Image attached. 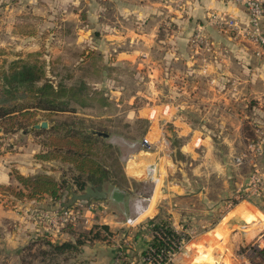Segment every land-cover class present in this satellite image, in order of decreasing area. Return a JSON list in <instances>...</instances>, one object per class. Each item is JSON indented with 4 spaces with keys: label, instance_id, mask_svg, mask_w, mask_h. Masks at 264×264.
Masks as SVG:
<instances>
[{
    "label": "crops",
    "instance_id": "crops-1",
    "mask_svg": "<svg viewBox=\"0 0 264 264\" xmlns=\"http://www.w3.org/2000/svg\"><path fill=\"white\" fill-rule=\"evenodd\" d=\"M90 6L95 9H89L96 10L97 29L90 27L91 32H84L90 38L97 32L99 40L116 45L104 56H114L117 61L129 59L141 66L137 61L139 55H154L156 48L161 62L156 71L161 74V86L156 84V89L175 88L173 78L180 74L195 76L192 81L176 84L181 92L178 112H169V106L156 104L149 110L150 101L146 109H139L136 104L132 112L136 118L150 121L147 136L152 138V144L149 157L144 158L148 165L144 178H136L151 186L142 199L144 212L136 215L137 200L130 209L133 222L127 221L126 213L123 220L117 217L116 210H105L102 216L91 209L87 212L93 215L88 220L91 223L83 228L91 231L94 224L103 225L115 233V238L122 237L118 232L124 236L129 233L133 242L130 252L137 260L151 240L150 234L139 226L153 219L166 220L179 234L190 232L194 245L216 247L221 242L219 236L223 239L225 233L244 226L263 240L261 205L247 202L226 206L257 168L264 172V158L256 157L253 146L264 140V51L246 40L245 8L224 0H95ZM161 19L166 20L163 22L168 27L170 21L174 23L173 29L164 31ZM231 21L234 26L228 27L226 24ZM194 31L209 36L212 47L201 52L190 50L188 40ZM122 41L131 42L129 48L119 44L117 48L114 42ZM159 94L158 99L166 100L163 91L156 92ZM134 98L137 100L138 95L130 97L129 102L134 103ZM163 119L175 121L173 136L183 138L179 146L171 144L169 130L158 126L157 121ZM27 146H13L12 152H2L0 185L13 184V170L24 176L41 173L36 159L40 150L33 152L28 162L24 158L28 155ZM175 151L181 156L179 162L173 159ZM237 158H242L241 164ZM51 201H26L22 211L0 204V264L38 263L35 251L48 246L45 239L56 245L76 242L75 231L68 233L58 226L48 228L26 219V210L54 211L52 206L56 204ZM114 246L104 242L85 244L72 255L70 264H114ZM88 248L92 250L87 256ZM189 250L187 247L177 255L173 264L179 263V256Z\"/></svg>",
    "mask_w": 264,
    "mask_h": 264
},
{
    "label": "rangeland",
    "instance_id": "rangeland-1",
    "mask_svg": "<svg viewBox=\"0 0 264 264\" xmlns=\"http://www.w3.org/2000/svg\"><path fill=\"white\" fill-rule=\"evenodd\" d=\"M93 2L95 0H0V96H2L1 91L4 87L3 76L9 73L14 62L22 61L40 65L45 79L54 86L64 85L67 88L81 86L82 89L78 96L85 103L81 106L71 102L65 111L53 112L37 108L39 99L36 97L27 95L22 99L19 95L15 96L12 104L17 102L28 108L22 109L24 111L18 110L0 121V155L12 152L10 149L13 146L20 148L28 144L26 148L28 155L24 158L28 162L31 161V154L41 150L39 139L35 134L36 131L42 129H35L34 126L44 121L49 126L43 130L60 126V124H68L71 125L69 129H73L78 134L77 138L80 141L87 142L89 139L90 145H86L90 147L91 157L96 163L94 168H99L98 174L102 182L94 183L87 179V175L81 177V174L70 164H63L59 160L42 161L36 158L41 164L38 167V171L41 172L39 174L46 173L67 186L61 191V200L51 201V204L53 202L56 204L52 206L56 208L54 211L30 209L26 210L25 217L38 225L43 224L48 228L58 226L61 229L70 224L52 222V214L74 208L81 212V218L71 224L72 230L76 232V239H74L76 242L84 241L87 245L92 242L94 244L104 242L106 245L113 243L116 249L118 242L130 241L129 233L124 236L123 232H118V235L122 234V237L115 238V233L108 230L107 233L104 231L101 233L102 238L93 239L94 234L89 233L90 229L88 231L83 227H85L84 224L91 223L88 220L93 215L87 213L91 209L102 216L105 210L107 213L116 210L119 219L124 220L126 215L129 216L127 221L130 222L133 218L130 210L132 202L137 200V202L140 201V205L144 206L142 199L148 195L151 186L145 180L136 181V178L145 176L148 163L144 158L149 157L150 150L147 149L148 146L144 140L147 139L151 145L152 138L147 136L150 121L145 117L133 116L135 105L137 104L139 109H146L149 106L147 102L150 101L149 110L156 104L160 107L169 106V112H178V94L181 92L176 84L183 83L184 80H194L195 74L175 76L173 78L175 88L173 86L171 89H156L155 85L161 81V74L156 72L161 65L156 48L154 55H139L137 61L141 66L132 63L129 59L117 61L114 56H104L116 48V45L99 40L100 35L96 36L97 32L93 33L94 36L91 38L84 32L85 29L91 32L93 28L90 27L97 29L96 10H91L95 8L90 6ZM163 21L161 19L160 27H163L164 31L168 32L169 29H173L174 23L170 21L171 25L168 27V23L164 24ZM203 36L197 31L192 32L188 40V48L200 52L211 48L212 43L209 36L205 34ZM114 43L117 44V48L119 44L124 49L129 48L131 44L127 41ZM156 43L155 41L154 47ZM135 44L140 45L137 42ZM157 91H163L166 100L158 99L160 94L156 95ZM135 95H138V99L134 98V103H130V97L133 98ZM152 98L153 101H151ZM157 123L161 129L169 130L170 142L174 147L182 143L183 138L173 136L175 121L167 122L163 119ZM59 129L60 135H58L57 143L65 134L62 127ZM98 133L105 134L106 137ZM41 134L40 140L47 141L46 136L49 133L41 132ZM173 155L174 161H181L179 153L175 151ZM94 168L93 170L96 171ZM11 176L13 184L10 185L18 186L14 170ZM78 180L84 182L83 189L79 187ZM91 184H103L109 193L116 188L125 191L128 198L127 204L121 207V205L114 204L110 198L89 202L71 200V192H83ZM16 192L10 194V192L0 190V204L8 209L22 211V205L26 201L17 199ZM261 209H264V203L261 204ZM29 211L35 212L30 213ZM94 226L103 227L97 224ZM253 233L245 226L236 229L231 234L230 232L225 233L223 239L219 236L221 242L216 247H205L204 244L194 245L190 242L192 238L189 235L185 248L189 247L190 250L188 254L182 253L179 256L181 258L179 263H176L264 264V239L259 240V237ZM80 234L84 237H80ZM88 249L87 253L85 252L87 256L92 250ZM68 251L67 248L56 251L49 246L37 248L35 255L38 263L36 264H70L72 262L69 260L73 254Z\"/></svg>",
    "mask_w": 264,
    "mask_h": 264
},
{
    "label": "trees",
    "instance_id": "trees-1",
    "mask_svg": "<svg viewBox=\"0 0 264 264\" xmlns=\"http://www.w3.org/2000/svg\"><path fill=\"white\" fill-rule=\"evenodd\" d=\"M4 87L0 96V121L5 120L8 116L19 111H24L27 106L13 103L15 96L24 99L27 95L30 97H36L39 99L38 107L43 110L51 111H65L70 103H76L84 106V101L80 100L79 92L82 87L67 88L64 85L54 86L52 83L45 79V74L42 67L30 62L16 61L13 63L8 74L3 76ZM84 88V87H83ZM60 99V100H59ZM24 109V110H22ZM27 111V110H26ZM28 112V111H27ZM24 112V113H27ZM63 128L65 134L62 135L58 141V135H60V129ZM71 128V125L63 124L60 126H53L48 130L36 131V137L39 139L41 146L40 152L36 155V158L42 161L59 160L63 164H70L74 169L81 174V177L87 175V179L94 182H102L101 177L98 174L99 168L96 166L95 161L91 157L89 139L80 141L77 138V133ZM42 133H49L46 136L48 139L44 141L40 140ZM61 141V142H60ZM96 169V171L93 170ZM97 173V174H96ZM102 176V174H100ZM14 177L18 186L13 187L11 185H0V190L10 194L16 192L17 199L21 201H42L50 199L52 201H59L62 198V190L66 188L67 184L58 182L54 177L48 174H37L34 176H24L18 171H14ZM78 185L81 189L85 187L84 182L78 180ZM151 228L150 232H158L166 236L177 238L180 236L174 231L171 225L165 220H158L156 223L148 221ZM67 227H63L68 233H72V223H69ZM151 224V225H150ZM108 227L94 226L89 232L94 234L93 239L102 238V232H109ZM148 231V232H149ZM84 237V235L80 236ZM45 244L51 247L53 250L69 249L70 254H77L81 251V247L87 242L78 240L75 243L65 242L59 245L51 243L48 239H45ZM90 242V241H89ZM157 253H160L166 248V245L158 239L152 233V240L150 242ZM144 253H146L144 251Z\"/></svg>",
    "mask_w": 264,
    "mask_h": 264
},
{
    "label": "built area",
    "instance_id": "built-area-1",
    "mask_svg": "<svg viewBox=\"0 0 264 264\" xmlns=\"http://www.w3.org/2000/svg\"><path fill=\"white\" fill-rule=\"evenodd\" d=\"M231 1L235 4L241 5L245 8L248 14V23L245 27L244 34L246 40L254 44L259 48V50L264 51V0H224ZM228 27H233L234 22H227ZM236 28V27H235ZM199 36V35H198ZM200 37V36H199ZM144 143L148 146L150 150L151 145L148 140L145 139ZM256 150L257 158H264V140L256 142L253 145ZM237 163H242V158H237ZM253 202L258 205L264 203V172L257 168L248 179V183L245 187L240 189L234 196L226 202V206L233 207L240 203ZM136 215H140L144 212L145 206L140 205V201L136 203ZM81 218V212L74 208H68L60 212H55L51 216V221L54 223L69 224L74 223ZM133 220V219H132ZM131 220V221H132ZM156 223V220H150ZM166 221V220H165ZM133 222V221H132ZM149 222L141 224L140 229H144L150 234L152 240L155 235L160 239L166 248L160 253L150 246V242L147 244L145 250L140 253L139 259L131 255V247L133 242H120L116 246L114 264H173L177 255H179L188 243L187 237L191 235L189 232H182L179 237L174 238L171 236H166L158 232H150L151 228ZM151 225V224H150ZM149 231V232H148ZM179 234V233H178ZM144 251L146 253H144ZM78 264V263H77Z\"/></svg>",
    "mask_w": 264,
    "mask_h": 264
},
{
    "label": "water",
    "instance_id": "water-1",
    "mask_svg": "<svg viewBox=\"0 0 264 264\" xmlns=\"http://www.w3.org/2000/svg\"><path fill=\"white\" fill-rule=\"evenodd\" d=\"M48 126H49L48 123L44 121L39 125H35L34 128L35 129H47ZM98 134L103 137H106L105 134H100V133ZM109 198L113 202H116L118 204L126 205L128 202L127 194L125 191L116 188L109 193L105 189L103 184H98V185L91 184L87 186L83 192H80V193L71 192V200L73 202H89L91 200H106Z\"/></svg>",
    "mask_w": 264,
    "mask_h": 264
},
{
    "label": "bare ground",
    "instance_id": "bare-ground-1",
    "mask_svg": "<svg viewBox=\"0 0 264 264\" xmlns=\"http://www.w3.org/2000/svg\"><path fill=\"white\" fill-rule=\"evenodd\" d=\"M130 144V143H129ZM124 145V144H123ZM126 145V144H125ZM132 148V147H131ZM184 252V251H183Z\"/></svg>",
    "mask_w": 264,
    "mask_h": 264
}]
</instances>
